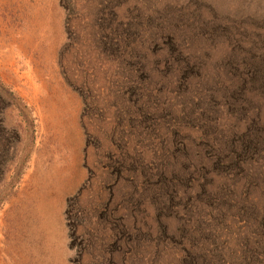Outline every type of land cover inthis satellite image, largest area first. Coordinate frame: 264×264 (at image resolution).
<instances>
[{
	"label": "rangeland",
	"instance_id": "1",
	"mask_svg": "<svg viewBox=\"0 0 264 264\" xmlns=\"http://www.w3.org/2000/svg\"><path fill=\"white\" fill-rule=\"evenodd\" d=\"M2 263L264 264V0H0Z\"/></svg>",
	"mask_w": 264,
	"mask_h": 264
},
{
	"label": "bare ground",
	"instance_id": "2",
	"mask_svg": "<svg viewBox=\"0 0 264 264\" xmlns=\"http://www.w3.org/2000/svg\"><path fill=\"white\" fill-rule=\"evenodd\" d=\"M47 42V41H46ZM48 43V42H47ZM44 179V178H43ZM56 179H54V181H55ZM49 181V180H48ZM59 181V180H58ZM36 182V181H35ZM40 183V182H39ZM34 184V183H33ZM44 184V183H43ZM56 184V183H55ZM40 185H41V183H40ZM40 185H38L39 187H41ZM46 185V184H45ZM58 185V184H57ZM38 187V188H39ZM55 187V186H54ZM42 188V187H41ZM36 189V188H35ZM40 189V188H39ZM51 189V188H50ZM54 190V189H53ZM37 191H39V190H37ZM37 191H36V193H37ZM33 193V192H32ZM40 193V192H39ZM43 193V192H42ZM47 193V192H46ZM38 194V193H37ZM36 194V195H37ZM41 194V193H40ZM53 194V193H52ZM47 196H48V194H46ZM34 196V195H33ZM46 196V197H47ZM30 197V196H29ZM35 197V196H34ZM39 197V196H38ZM50 197V196H49ZM52 197V196H51ZM37 198V197H36ZM43 198V197H42ZM37 201H41V199L39 200H37ZM36 202V201H35ZM34 202V203H35ZM47 202V201H46ZM28 203H30V202H28ZM40 203V202H39ZM21 203H19V205H20ZM38 204V203H37ZM44 204V203H43ZM46 204V203H45ZM22 205V204H21ZM33 205V204H32ZM34 206V205H33ZM42 206V205H41ZM21 207V206H20ZM20 207H19V209H20ZM23 207V206H22ZM42 208H44V207H42ZM61 208V207H60ZM22 209V208H21ZM35 209H37V207L35 208ZM34 209V210H35ZM46 209H47V207H46ZM17 210V209H16ZM47 211L48 212H51V209H50V207L47 209ZM13 212H15V210L13 211ZM18 212V211H17ZM36 213V212H35ZM42 213V212H41ZM17 214V213H16ZM20 214V213H19ZM23 214V213H22ZM37 214V213H36ZM59 214H60V212H59ZM19 216V215H18ZM34 218V217H33ZM36 218V217H35ZM60 219V218H59ZM26 220H31V218L30 219H26ZM15 221V220H14ZM12 222V221H11ZM19 222V221H18ZM30 222V221H29ZM60 222V221H59ZM13 223V222H12ZM26 223V222H25ZM35 223V222H34ZM58 223V222H57ZM16 224V223H15ZM20 224H21V226L20 227H22V226H24L25 224H24V222L23 221H21L20 222ZM31 224H33V222L31 223ZM36 224V223H35ZM52 225H51V223L49 222V221H44L42 224H40L38 227L37 226H35V225H28V228H31V232L32 233H28V235H29V237L30 238H35V239H38V240H41L45 245L43 246V247H45L49 242H53L52 241V239L54 238V235L52 234V231H51V233L49 234V233H47L46 231L51 227ZM19 227V228H20ZM25 227V226H24ZM24 227H22V228H24ZM27 228V227H26ZM25 228V229H26ZM13 229V228H12ZM21 231V230H20ZM19 231V232H20ZM63 231V230H62ZM4 232V231H3ZM3 237V236H2ZM23 237H24V235H23ZM43 237L45 238V240L43 239ZM4 239V238H3ZM2 239V240H3ZM43 239V240H42ZM5 241V240H4ZM3 241V242H4ZM46 242V243H45ZM42 247V248H43ZM2 248V247H1ZM13 248V247H12ZM9 249V248H8ZM15 249V248H14ZM17 250H20V249H17ZM40 250V249H39ZM4 251V250H3ZM22 251V250H21ZM11 252H12V250H11ZM16 252V251H15ZM17 253V252H16ZM21 253V252H20ZM12 255H14V253L12 254ZM19 255V254H18ZM2 256V255H1ZM10 256V255H9ZM17 257V256H16ZM18 259H19V257H18ZM26 259V258H25ZM2 261V260H1ZM4 261H6L5 259H4ZM23 262V261H22ZM3 264V263H2ZM26 264V263H25Z\"/></svg>",
	"mask_w": 264,
	"mask_h": 264
}]
</instances>
